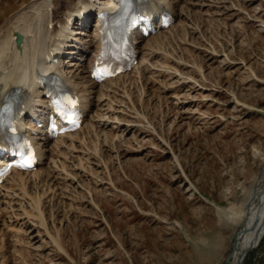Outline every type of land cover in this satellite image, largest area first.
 I'll list each match as a JSON object with an SVG mask.
<instances>
[{"label": "rangeland", "instance_id": "rangeland-1", "mask_svg": "<svg viewBox=\"0 0 264 264\" xmlns=\"http://www.w3.org/2000/svg\"><path fill=\"white\" fill-rule=\"evenodd\" d=\"M33 1L0 0V26ZM175 15L140 41L146 71L79 86L95 119L118 111L109 126L83 122L41 183L9 180L0 264H230L264 165V0H182ZM67 51L70 77L90 54ZM241 264H264V237Z\"/></svg>", "mask_w": 264, "mask_h": 264}, {"label": "bare ground", "instance_id": "bare-ground-1", "mask_svg": "<svg viewBox=\"0 0 264 264\" xmlns=\"http://www.w3.org/2000/svg\"><path fill=\"white\" fill-rule=\"evenodd\" d=\"M178 1L182 0H175L174 2L170 0H124L121 5V0H106L101 3H98L99 0H34L30 6L26 7V10L25 8H21L20 12L12 15L0 26V139L4 137L6 127L12 125L15 118L22 128L33 129L41 134L43 133L42 130L36 128L33 119L36 118L39 120L44 115L46 117L51 116L52 113L50 109L52 107L47 106V102L49 101V98H45L47 91H41L36 81H39L50 72L59 73L61 78L68 79L69 83H71L75 89H78L83 100L84 109H88L84 123L90 122L91 125L95 127L99 126L100 129L109 126V124H111L109 116L112 113H118V111H114V108L113 110L109 107L106 111L107 113H112L108 117L105 116L108 114H104L101 119H95V116L91 113V109L95 107V105L91 99L88 98L90 93L87 96H83V92H90L93 85L96 84L89 78L90 73L88 74L86 70L90 69L94 56L99 51L102 54L104 49V43H101L100 50L98 47L103 38V33L99 31L100 20L97 18L92 24H88V18H91L92 12L103 11V20H106L105 24L108 29V35L111 36L114 31L121 32L124 28L125 32L128 30L127 28L133 17L132 11L138 10V12L143 13L146 8H150L149 11L152 12L158 7L160 8L161 4L164 5L166 3L175 13V6ZM119 8L122 9V14L112 16V14L118 11L115 10ZM78 10L84 13V16H81V20L77 18L79 16L74 15ZM150 12L146 14L150 15ZM73 16L77 18L75 21H72ZM85 17H88L87 20H83ZM95 17L94 14L93 19H95ZM75 25L76 27L74 29L73 27ZM89 28H91V30L87 31ZM85 33L90 35V40L88 43L81 45L80 39L76 38V36H83ZM15 34H19L22 37L19 46L15 43ZM70 49H77L84 57L90 54L86 62L84 60L85 63L79 64V62L73 65V67H75V72H77L76 75H71L69 77L61 68V60L58 61L57 64H48L42 61V56L46 53L50 55L60 53L63 55L73 54L70 53L73 51H67ZM122 56L123 54L118 55L115 50L110 49L108 46L105 48V57L106 60L110 61V65L119 62ZM146 60L147 58L142 53L134 69L140 72L146 71V65H148ZM97 63L105 66L107 61L100 62L97 60ZM134 69L130 73H133V71H135ZM128 75L129 73L107 80L103 83H112L121 78H128ZM79 80H82V83ZM86 83H90V91L85 90L82 92L79 86L81 84L85 85ZM110 90H106V93H114L116 91L115 88ZM51 95L53 96V92H51ZM22 103L25 113L22 111L23 114H20L18 113V109L19 105ZM89 114L91 115L89 116ZM113 119L116 120V118ZM30 125H32V127ZM117 126L118 127L112 128L118 130L119 127H121L118 124ZM84 127L85 125L80 128V131ZM127 128H125V130H130ZM72 136L73 134L71 133L59 136L53 141V144L50 145V147H52V149L49 148L50 150L47 148L50 140L41 135L38 137L34 136L40 156L39 165L42 166L45 165V163L49 165V158L54 154L50 151L57 148L63 149L65 146L62 144L63 141L68 139L71 140ZM262 160L264 163V158H262ZM6 161H8L7 158H0V165H3ZM54 163L53 165L51 163V165L54 166ZM41 170H43L41 173H38L37 169L32 173L12 171L11 175L0 185V204L10 203L17 197L15 196L16 191L14 192L12 187L7 185L9 184V180L16 177L18 184L25 185L30 179L34 178L35 181L37 179L38 182L41 183L42 178L46 176L48 168H43ZM252 188H254L253 195L251 196L252 198L250 197L251 202L248 205L246 213V223L243 230L237 235L233 259L230 264H241V261L253 244L259 242L264 237V165L261 175L257 180V184ZM248 200L246 202H248ZM233 215L238 218L243 216L241 213L239 214L240 216H237L235 213H233ZM238 236H240V240Z\"/></svg>", "mask_w": 264, "mask_h": 264}, {"label": "water", "instance_id": "water-1", "mask_svg": "<svg viewBox=\"0 0 264 264\" xmlns=\"http://www.w3.org/2000/svg\"><path fill=\"white\" fill-rule=\"evenodd\" d=\"M15 38H16V40H15L16 44H17V46H19L21 44L22 38H21V36L19 34H15ZM235 239H236V235H235V237L233 239V246L232 247H234ZM237 264H239V263H237Z\"/></svg>", "mask_w": 264, "mask_h": 264}, {"label": "snow or ice", "instance_id": "snow-or-ice-1", "mask_svg": "<svg viewBox=\"0 0 264 264\" xmlns=\"http://www.w3.org/2000/svg\"><path fill=\"white\" fill-rule=\"evenodd\" d=\"M69 103H73L72 101H69Z\"/></svg>", "mask_w": 264, "mask_h": 264}]
</instances>
